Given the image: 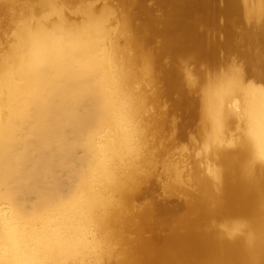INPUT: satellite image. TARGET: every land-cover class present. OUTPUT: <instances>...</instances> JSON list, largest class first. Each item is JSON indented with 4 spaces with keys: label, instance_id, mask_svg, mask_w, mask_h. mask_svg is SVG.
<instances>
[{
    "label": "bare ground",
    "instance_id": "6f19581e",
    "mask_svg": "<svg viewBox=\"0 0 264 264\" xmlns=\"http://www.w3.org/2000/svg\"><path fill=\"white\" fill-rule=\"evenodd\" d=\"M70 6L93 17L100 44L115 34L129 45L143 133L149 178L111 223L110 264H264V243L231 237L238 221L264 237V0ZM21 11L26 0L0 2V28ZM79 215L70 202L48 227L59 233L67 222L84 243Z\"/></svg>",
    "mask_w": 264,
    "mask_h": 264
},
{
    "label": "clouds",
    "instance_id": "9594fccd",
    "mask_svg": "<svg viewBox=\"0 0 264 264\" xmlns=\"http://www.w3.org/2000/svg\"><path fill=\"white\" fill-rule=\"evenodd\" d=\"M75 10L70 0H26L0 28V211L9 212L0 264H110L111 223L149 178L129 45L115 34L100 44L93 17ZM75 201L84 243L67 222L48 227ZM238 225L232 238L264 243Z\"/></svg>",
    "mask_w": 264,
    "mask_h": 264
},
{
    "label": "rangeland",
    "instance_id": "374dc122",
    "mask_svg": "<svg viewBox=\"0 0 264 264\" xmlns=\"http://www.w3.org/2000/svg\"><path fill=\"white\" fill-rule=\"evenodd\" d=\"M158 12H159V10H158ZM159 197H161V198H162V196H161V195H159Z\"/></svg>",
    "mask_w": 264,
    "mask_h": 264
}]
</instances>
